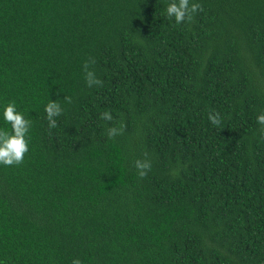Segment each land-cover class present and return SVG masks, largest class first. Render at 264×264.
Masks as SVG:
<instances>
[{
  "label": "trees",
  "instance_id": "16d2710c",
  "mask_svg": "<svg viewBox=\"0 0 264 264\" xmlns=\"http://www.w3.org/2000/svg\"><path fill=\"white\" fill-rule=\"evenodd\" d=\"M171 2L0 0V129L12 101L31 121L0 164V264H264V0L181 24Z\"/></svg>",
  "mask_w": 264,
  "mask_h": 264
},
{
  "label": "clouds",
  "instance_id": "9594fccd",
  "mask_svg": "<svg viewBox=\"0 0 264 264\" xmlns=\"http://www.w3.org/2000/svg\"><path fill=\"white\" fill-rule=\"evenodd\" d=\"M198 11H203L202 5L199 3H191L190 0H172L168 4L166 12L168 18H174L177 24H181L186 20L191 22L194 19V14ZM142 43V41H141ZM95 58L89 57L83 64L85 73V81L88 87L102 86L103 81L96 76L94 70L90 68V65L95 64ZM65 101L71 103V97H64ZM45 112L49 121V128L57 127V121L55 117L62 115L63 108L56 100H50L45 105ZM4 120L11 125V132L0 129V164L6 166L18 165L23 163L25 154L29 151L30 139L28 138L29 129L31 127V121L26 119L21 111L17 110L16 103L14 101L9 102L3 112ZM101 118L107 121H112L113 116L109 111H105L101 114ZM209 120L213 125L219 126L222 121V117L219 112L215 114H209ZM257 123L264 125V113L257 116ZM125 125L123 122L119 124V127H110L107 130V136L109 139L115 138L117 135L122 134ZM261 134L264 135V127L261 128ZM147 157V153H145ZM135 167L138 170V175L143 178L151 170V161L147 158L135 161ZM177 174L176 172L173 173ZM72 264H82L79 258L72 261Z\"/></svg>",
  "mask_w": 264,
  "mask_h": 264
}]
</instances>
